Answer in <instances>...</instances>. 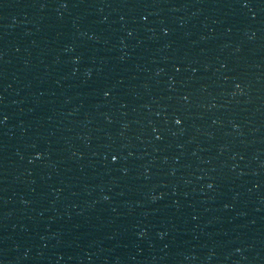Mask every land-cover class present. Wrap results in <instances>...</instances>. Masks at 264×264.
I'll return each instance as SVG.
<instances>
[{
	"label": "water",
	"instance_id": "95a60500",
	"mask_svg": "<svg viewBox=\"0 0 264 264\" xmlns=\"http://www.w3.org/2000/svg\"><path fill=\"white\" fill-rule=\"evenodd\" d=\"M260 206L264 0H0V264Z\"/></svg>",
	"mask_w": 264,
	"mask_h": 264
}]
</instances>
